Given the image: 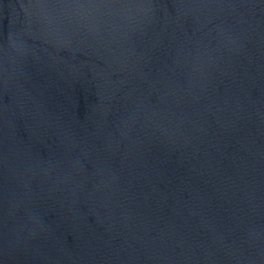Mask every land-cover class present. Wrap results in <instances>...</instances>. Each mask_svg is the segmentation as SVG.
Listing matches in <instances>:
<instances>
[{"label": "water", "instance_id": "obj_1", "mask_svg": "<svg viewBox=\"0 0 264 264\" xmlns=\"http://www.w3.org/2000/svg\"><path fill=\"white\" fill-rule=\"evenodd\" d=\"M0 264H264V0H0Z\"/></svg>", "mask_w": 264, "mask_h": 264}]
</instances>
